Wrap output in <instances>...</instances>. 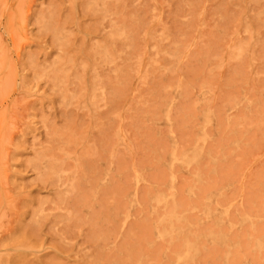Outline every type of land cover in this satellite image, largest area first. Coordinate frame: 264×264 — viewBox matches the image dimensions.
I'll use <instances>...</instances> for the list:
<instances>
[{
	"label": "rangeland",
	"instance_id": "obj_1",
	"mask_svg": "<svg viewBox=\"0 0 264 264\" xmlns=\"http://www.w3.org/2000/svg\"><path fill=\"white\" fill-rule=\"evenodd\" d=\"M0 264H264V0H0Z\"/></svg>",
	"mask_w": 264,
	"mask_h": 264
}]
</instances>
